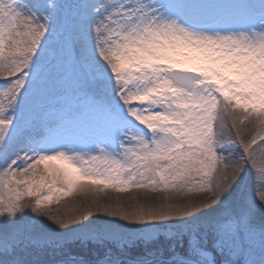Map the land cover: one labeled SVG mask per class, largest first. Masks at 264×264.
Listing matches in <instances>:
<instances>
[{
  "label": "snow or ice",
  "instance_id": "1",
  "mask_svg": "<svg viewBox=\"0 0 264 264\" xmlns=\"http://www.w3.org/2000/svg\"><path fill=\"white\" fill-rule=\"evenodd\" d=\"M0 264H264V0H0Z\"/></svg>",
  "mask_w": 264,
  "mask_h": 264
},
{
  "label": "rangeland",
  "instance_id": "2",
  "mask_svg": "<svg viewBox=\"0 0 264 264\" xmlns=\"http://www.w3.org/2000/svg\"><path fill=\"white\" fill-rule=\"evenodd\" d=\"M67 199V198H66Z\"/></svg>",
  "mask_w": 264,
  "mask_h": 264
}]
</instances>
